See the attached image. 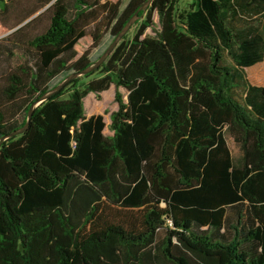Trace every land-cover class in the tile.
I'll return each instance as SVG.
<instances>
[{"label": "trees", "instance_id": "1", "mask_svg": "<svg viewBox=\"0 0 264 264\" xmlns=\"http://www.w3.org/2000/svg\"><path fill=\"white\" fill-rule=\"evenodd\" d=\"M145 1L18 9L8 37L45 22L0 87V137ZM263 57L264 0H152L99 68L0 142V264H264V86L245 71ZM112 84L126 100L107 134L83 100Z\"/></svg>", "mask_w": 264, "mask_h": 264}, {"label": "rangeland", "instance_id": "2", "mask_svg": "<svg viewBox=\"0 0 264 264\" xmlns=\"http://www.w3.org/2000/svg\"><path fill=\"white\" fill-rule=\"evenodd\" d=\"M34 0H7L9 7V12L7 14L0 12V87L5 84V76L13 70V68L23 61V57L20 54H26V56H32V46L28 44V39L37 33L45 22V19L38 21L31 26L24 29V36L22 40L8 37L7 34L12 30L17 28V19L15 17L18 9L30 6ZM129 0H122V6H124ZM155 27L159 28V18L158 15H154ZM5 28H9L5 30ZM147 33L153 34L152 28L147 29ZM114 36L107 32L101 43L93 48L90 53V57L93 61L98 59V57L106 50L109 44L113 41ZM22 49L20 52L18 50ZM246 75L249 81L253 84L264 86V57L261 61L245 67ZM65 74H61L52 81V85L58 84L64 78ZM119 91L122 94L123 100H126V91L123 88H117L115 84H112L109 89L104 90L100 93L90 92L84 97V108L87 116L92 114H102L106 122L105 133L112 134L109 128L111 122V114L119 106V101L116 97V92ZM88 96H92V100L100 104L98 108L91 110V102H86ZM23 98H19L17 103H20ZM13 104H6L3 107L8 109H16L15 106H10ZM24 105H21L17 109L15 118L19 120L23 114ZM230 145L235 155L239 154V149L237 145L230 139Z\"/></svg>", "mask_w": 264, "mask_h": 264}, {"label": "water", "instance_id": "3", "mask_svg": "<svg viewBox=\"0 0 264 264\" xmlns=\"http://www.w3.org/2000/svg\"><path fill=\"white\" fill-rule=\"evenodd\" d=\"M152 0H146L140 7L139 9H137V11L134 13V15L127 21V23L124 25V27L120 30V32L114 37L113 41L109 44V46L106 48V50L98 57V59H96L95 61H93L90 65H88L87 67H85L84 69L80 70V71H74L72 73H70L69 75H67L65 78H63L61 80L60 83H58L55 87L51 88L49 91H47L46 93H44L43 95H41L38 99H36L31 105L30 108L28 110V115H27V120L26 123L21 126L20 128L5 134L3 136L0 137V142L3 141L4 139L19 134L21 132H23L26 128L27 125L29 123V120L33 114V111L35 109V107L40 104L42 101H44L45 99H47L51 94L61 90L71 79L89 73L97 68L100 67V65L108 58V56L111 54V52L113 51V49L116 47V45L120 42V40L124 37V35L129 31L130 27L132 26V24L135 22V20L138 18L139 16V11L146 9L148 7V5L150 4Z\"/></svg>", "mask_w": 264, "mask_h": 264}]
</instances>
